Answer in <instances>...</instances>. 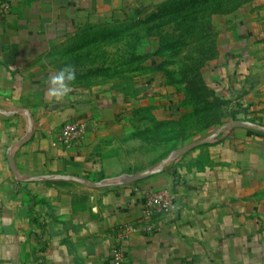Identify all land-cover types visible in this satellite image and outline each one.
I'll use <instances>...</instances> for the list:
<instances>
[{
	"label": "crops",
	"instance_id": "1",
	"mask_svg": "<svg viewBox=\"0 0 264 264\" xmlns=\"http://www.w3.org/2000/svg\"><path fill=\"white\" fill-rule=\"evenodd\" d=\"M167 1L12 0L0 15V264H111L130 224V264H264V131L228 128L129 183L126 137L140 128L120 123L123 89L81 82L80 56L97 37ZM246 12L223 50L235 114L264 127V0ZM72 122L89 127L64 149ZM163 188L175 211L142 221L143 190Z\"/></svg>",
	"mask_w": 264,
	"mask_h": 264
},
{
	"label": "rangeland",
	"instance_id": "2",
	"mask_svg": "<svg viewBox=\"0 0 264 264\" xmlns=\"http://www.w3.org/2000/svg\"><path fill=\"white\" fill-rule=\"evenodd\" d=\"M262 1L212 2L192 15L182 6L160 13L147 10L121 39L101 42L95 52L83 54L81 82L121 86L120 123L140 128L126 137L129 158L136 160L127 178L160 169L169 157L165 169L175 167L201 147L182 155L178 150L215 136L213 142L237 121L263 124L256 114H235L230 54L223 50L236 17Z\"/></svg>",
	"mask_w": 264,
	"mask_h": 264
},
{
	"label": "built area",
	"instance_id": "3",
	"mask_svg": "<svg viewBox=\"0 0 264 264\" xmlns=\"http://www.w3.org/2000/svg\"><path fill=\"white\" fill-rule=\"evenodd\" d=\"M12 10V0H0V15ZM87 122H72L63 126L59 142L64 149L72 148L81 143L88 130ZM175 194L171 189H145L142 192L141 220L150 222L164 214L175 211ZM137 230L132 224L124 226L119 231L118 242L110 252L111 264H130L126 249L132 234ZM150 231V226L146 227Z\"/></svg>",
	"mask_w": 264,
	"mask_h": 264
},
{
	"label": "trees",
	"instance_id": "4",
	"mask_svg": "<svg viewBox=\"0 0 264 264\" xmlns=\"http://www.w3.org/2000/svg\"><path fill=\"white\" fill-rule=\"evenodd\" d=\"M222 1L224 0H169L159 6H157L155 9L158 10L157 12H164V10L168 9V11H173L174 9H176V7L178 6H182V9L184 10V12L186 11V13H191L195 14V9L199 6L202 5H206L208 3H212V2H217L221 4L223 3ZM172 8V9H169ZM141 14V17L135 19V20H128L125 23H122L121 25H119L118 27H115L113 29H111L109 32H107L104 36H100L96 38V47L100 46L99 44L101 42H103L102 44L105 45L108 44V42L111 44V41L116 42V39H121L123 36H125L126 32H128V30H130L133 26H137L139 21H142V15L144 13L147 12V9H143ZM190 16V15H189ZM107 40H110L108 42H106ZM103 46V45H102ZM84 57V55L80 56V59L82 60V58Z\"/></svg>",
	"mask_w": 264,
	"mask_h": 264
},
{
	"label": "water",
	"instance_id": "5",
	"mask_svg": "<svg viewBox=\"0 0 264 264\" xmlns=\"http://www.w3.org/2000/svg\"><path fill=\"white\" fill-rule=\"evenodd\" d=\"M235 127H243V128H247V129L254 130V131H264V127L257 126L255 124H252L250 122H245V121H237L233 124V126H230L229 128H235ZM30 139H31V136H28L27 138L20 141L16 146L17 147L23 146L26 143H28L30 141ZM214 139H215V136H213L212 138L207 139V140L192 143V144L185 146L184 148L178 150L177 154H180V155L187 154V153H189V152H191V151H193L199 147H202V146L210 143ZM171 159H172V157L165 159L162 162V167L160 169L147 171V172L141 173L139 175L129 177V178H127V181L129 183H137V182L143 181L145 179L151 178L155 175L161 174L164 172L166 165L171 161Z\"/></svg>",
	"mask_w": 264,
	"mask_h": 264
}]
</instances>
